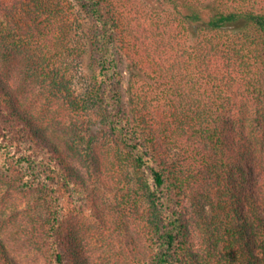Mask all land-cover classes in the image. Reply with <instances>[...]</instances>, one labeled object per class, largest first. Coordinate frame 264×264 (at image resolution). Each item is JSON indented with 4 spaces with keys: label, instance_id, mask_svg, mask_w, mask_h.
<instances>
[{
    "label": "trees",
    "instance_id": "1",
    "mask_svg": "<svg viewBox=\"0 0 264 264\" xmlns=\"http://www.w3.org/2000/svg\"><path fill=\"white\" fill-rule=\"evenodd\" d=\"M130 1L3 0L0 18L21 20L14 49L38 38L41 68L49 74L56 64L61 82L71 76L62 68V51L73 53L76 68L88 71L87 101L102 122L124 146L146 149L128 153L134 173L128 190L144 200L148 230L165 248L157 264L168 262L170 250L187 253L186 206L201 212L204 202L212 204L210 184L214 213L203 226L221 248L203 264H264V201L248 187L254 144L264 146V0H147L154 11L147 20L127 14ZM54 10L62 14L58 24H52ZM6 42L1 30L0 43ZM143 77L154 79L158 94L142 90ZM64 89L76 103L78 95ZM58 139L33 119L0 69V171L16 183L21 176L27 192L46 193L54 222L45 232L41 227L39 243L52 264H81L82 250L57 207L83 179ZM145 158L161 164L150 167ZM0 264H20L1 241ZM183 264L195 263L186 258Z\"/></svg>",
    "mask_w": 264,
    "mask_h": 264
},
{
    "label": "rangeland",
    "instance_id": "2",
    "mask_svg": "<svg viewBox=\"0 0 264 264\" xmlns=\"http://www.w3.org/2000/svg\"><path fill=\"white\" fill-rule=\"evenodd\" d=\"M130 2L133 3L127 4L130 17L153 18L154 11L147 0ZM54 12L52 24H58L62 14ZM142 12L145 16L140 15ZM17 23L21 20L10 19V14L0 18V31H5L7 40L5 45L0 43V69L17 98L30 107L33 119L52 130L54 135L62 137L58 139L60 148L67 153L83 179L81 184L70 186L65 192L67 202L57 207L59 214L68 218V231L76 238V246L82 250L81 264H157L155 258L165 248L148 230L144 200L139 199L132 189L128 190L129 180L134 176L129 154L137 155L138 150L145 153L146 149L136 142H128L129 146H124L120 136L109 130V124L102 122L96 107L87 101L88 71L85 66L76 68L73 53L62 51V68L69 67L71 76H66L68 81L61 82L59 76H55L56 64L52 65L54 70H50L49 74L41 68L38 56L42 53L38 38H30L32 45L28 47L14 49L13 38L17 39L16 36L21 33L16 32ZM35 23H38L36 18L33 25ZM133 28L138 34L137 24ZM122 67L125 69V64ZM123 75L121 82L126 89L128 75L126 72ZM141 81L144 92L159 93L153 78L143 77ZM60 82L65 87H71L75 96L78 95L77 104L65 87H59ZM71 100L76 105L71 104ZM75 111L79 112L77 116ZM162 143V150L169 153L168 144ZM145 159L150 167L161 164L158 160ZM253 159L256 164L248 171V187L264 201V146L254 144ZM170 160L171 157L165 163L170 164ZM11 177L8 172L0 171V241L20 264H52L39 243L41 227L44 231L54 222L45 202L47 195L44 190L27 192L21 176L16 175V179L20 180L17 183L10 180ZM215 190L213 184L207 188L212 204L206 202L205 205L204 202L205 209L201 212L187 204V253L179 251L176 255L170 250L166 264H183L186 258L195 264H203L209 255H213L214 259L219 256L220 242L212 236L211 229L203 226L205 222H210L214 213ZM163 192L166 203L174 208L175 199L167 195V190ZM46 216L51 222L46 221Z\"/></svg>",
    "mask_w": 264,
    "mask_h": 264
}]
</instances>
